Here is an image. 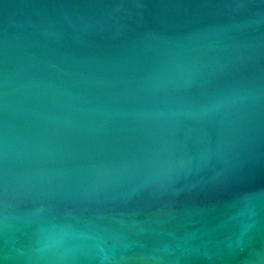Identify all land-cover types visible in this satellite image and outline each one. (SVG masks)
Here are the masks:
<instances>
[{
	"label": "water",
	"instance_id": "1",
	"mask_svg": "<svg viewBox=\"0 0 264 264\" xmlns=\"http://www.w3.org/2000/svg\"><path fill=\"white\" fill-rule=\"evenodd\" d=\"M0 264H264V0H0Z\"/></svg>",
	"mask_w": 264,
	"mask_h": 264
}]
</instances>
